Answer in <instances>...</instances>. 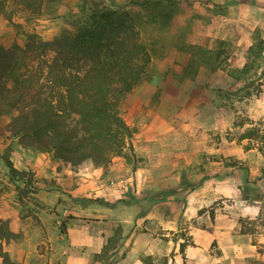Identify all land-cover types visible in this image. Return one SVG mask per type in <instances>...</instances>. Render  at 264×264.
<instances>
[{"label":"rangeland","instance_id":"374dc122","mask_svg":"<svg viewBox=\"0 0 264 264\" xmlns=\"http://www.w3.org/2000/svg\"><path fill=\"white\" fill-rule=\"evenodd\" d=\"M82 1L51 0L35 20L22 11L12 21L0 17V45L22 43L27 31L54 38L84 10ZM131 9L152 55L147 76L120 105L133 135L121 154L97 167L100 181L83 184V163L76 183L60 163V182L50 172L43 185L30 168L11 176L6 159L22 145L0 130V195H15L26 228L40 226L19 230L3 250L22 264H68L70 256L87 264H128L126 257L143 264L148 257L152 264H264V139L242 138L252 127L264 134V0ZM188 45L225 50L213 69ZM10 119L1 115L0 127ZM41 194L60 198L45 207ZM17 206L10 202V214ZM164 220L174 228H163ZM45 224L51 229L41 230Z\"/></svg>","mask_w":264,"mask_h":264},{"label":"trees","instance_id":"16d2710c","mask_svg":"<svg viewBox=\"0 0 264 264\" xmlns=\"http://www.w3.org/2000/svg\"><path fill=\"white\" fill-rule=\"evenodd\" d=\"M50 1L0 0V17L12 21L22 11L35 20ZM177 1L124 0L114 6L83 0L79 6L84 10L72 13L68 26L54 38L27 31L22 43L0 45V116L11 114L0 130L18 137L23 147L51 153L74 167L88 160L96 167L107 165L134 133L120 105L147 76L152 61L131 8ZM188 48L213 69L225 50L222 45L217 50ZM257 137L264 139L257 127L242 135ZM6 163L12 177L25 176L10 159ZM18 237L10 220L0 219L2 264H22L2 248L3 241ZM144 263L152 264L149 257Z\"/></svg>","mask_w":264,"mask_h":264},{"label":"crops","instance_id":"0c3cea01","mask_svg":"<svg viewBox=\"0 0 264 264\" xmlns=\"http://www.w3.org/2000/svg\"><path fill=\"white\" fill-rule=\"evenodd\" d=\"M14 154V156H11V160L13 161V165L16 169H31L33 172H35L36 176H40L39 179V183L45 185V182L48 181L47 178L49 176L50 172H53V178L58 180L60 182V179H62V175L63 172H61L60 170H58V165L61 163H63L61 160H54L55 161V165L54 162L52 161L51 157H50V153L48 152H40V151H32L31 149H27L24 147H15L14 151L12 152ZM15 157V158H14ZM88 162V165L87 163ZM84 162V167L89 168L88 172H85L84 174L86 176H82L80 177L82 180H84L85 185L91 186L93 182H98L100 181V176L102 174V171L100 168H97L96 166H94L91 162L89 165V160ZM83 164V163H82ZM68 166H70V170L68 173V176L71 178L72 181H75L76 183L78 182V169L70 164H68ZM90 176V177H88ZM94 178V179H93ZM98 178V179H96ZM88 182V184H87ZM54 192H58L57 188L53 189ZM38 196V199L42 202V204L46 205L45 207H49V205H56L55 200L58 201V199L60 198V195H36ZM52 197H55V200L52 199ZM15 195H0V219H11L10 223L12 226V229L15 232H18L19 230H23L24 232L26 230L29 231H37L39 229L40 226L38 225H34L32 223V227L33 228H26L25 227V223L24 220L21 219L18 214L21 210V207L18 203L17 200H15ZM10 202H13L14 204H18L17 207H15V209H18L17 213L15 212L14 215L10 214L8 208L10 207ZM43 209V208H40ZM29 217L28 219L25 220V222L27 223V225H29V223L31 224V222H29ZM31 221V220H30ZM162 224L164 225L163 228H174L173 225V221L172 220H164V222L162 221ZM51 227H49L48 225L45 224V227H41V230H50ZM54 232H56V230L58 229L57 227H54ZM197 234V233H196ZM138 249H136L135 247L133 248V253H135L137 256H141V252L137 251ZM137 252H140L139 254ZM188 254L190 253V249L188 248L187 251ZM168 252L163 251L161 254L166 256ZM134 255V254H132ZM135 256V255H134ZM189 256V255H188ZM130 257H126V259L124 260V262H127L128 264H143L141 261V258H137L134 259V261H130L129 260ZM68 264H87V260L86 258L82 257H73L70 256L67 259Z\"/></svg>","mask_w":264,"mask_h":264}]
</instances>
